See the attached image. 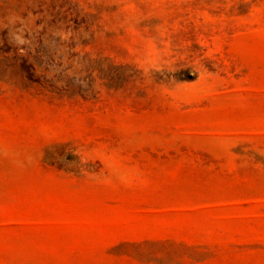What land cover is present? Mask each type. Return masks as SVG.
I'll return each instance as SVG.
<instances>
[{"label":"rangeland","instance_id":"obj_1","mask_svg":"<svg viewBox=\"0 0 264 264\" xmlns=\"http://www.w3.org/2000/svg\"><path fill=\"white\" fill-rule=\"evenodd\" d=\"M0 264H264V0H0Z\"/></svg>","mask_w":264,"mask_h":264}]
</instances>
